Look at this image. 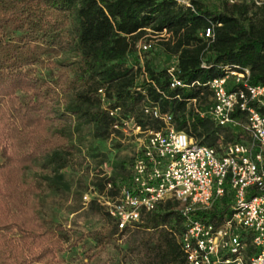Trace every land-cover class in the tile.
I'll return each mask as SVG.
<instances>
[{"label":"trees","instance_id":"16d2710c","mask_svg":"<svg viewBox=\"0 0 264 264\" xmlns=\"http://www.w3.org/2000/svg\"><path fill=\"white\" fill-rule=\"evenodd\" d=\"M190 3L0 0V264H56L57 253L79 241L66 245L69 238L62 227L42 217V183L27 170L43 157L50 173L41 179L62 189L60 171L75 149V132L87 125L93 139L110 138L109 109L120 107L143 126L159 128L161 123L142 111L143 103L155 104L198 144L233 140L230 128L216 126L199 112L210 102L207 81L228 70L247 67L250 83L264 84V27L255 20L258 13L264 15V4L253 10L246 1ZM207 27L212 36L204 38ZM147 28L170 33L166 45L176 56L175 75L186 87H170L167 67L144 64L134 70L125 65ZM43 55L55 57L48 61L49 75L34 67ZM139 74L144 75L140 80ZM117 165L121 170H114V178L124 176L125 161ZM96 186L101 190L103 184L99 180ZM178 203L166 199L123 230L112 222L114 231L139 234L145 264H186L175 236L183 228ZM229 205L223 197L197 214L221 219ZM95 209L107 215L100 205ZM112 235L92 234L98 251Z\"/></svg>","mask_w":264,"mask_h":264},{"label":"built area","instance_id":"2783aa9c","mask_svg":"<svg viewBox=\"0 0 264 264\" xmlns=\"http://www.w3.org/2000/svg\"><path fill=\"white\" fill-rule=\"evenodd\" d=\"M174 1L191 6L190 0ZM202 34L211 37L210 27ZM167 71L170 87L187 86L175 75L176 62ZM249 75L247 67L233 68L207 81L210 102L200 115L219 127L237 126L242 133L213 146L198 144L177 130L170 113L155 104L143 103L142 111L158 120L159 128L143 126L120 107L109 109L113 118L109 139L132 144L124 176L114 178L112 166L104 165L97 174L102 189L91 185L83 200L103 207L118 230L140 222L144 213L166 199L176 200L183 228L175 236L186 264H264V84L250 83ZM223 197L230 205L221 219L197 214Z\"/></svg>","mask_w":264,"mask_h":264},{"label":"rangeland","instance_id":"374dc122","mask_svg":"<svg viewBox=\"0 0 264 264\" xmlns=\"http://www.w3.org/2000/svg\"><path fill=\"white\" fill-rule=\"evenodd\" d=\"M206 1L210 2V0ZM246 2L253 3V10L264 4V0L260 3H254L251 0ZM214 4L216 3H210L211 6ZM255 20L264 27V15L258 13ZM169 36L168 31L156 32L151 28L145 29L137 39L132 52L124 59L125 65L136 70L139 66L143 67L144 64H148L159 70L175 63L176 56L169 52L168 45H166L170 40ZM143 44H149V47L143 49ZM53 58L55 57L52 55H43L34 67L43 75H49L48 61ZM142 76L144 75L139 74L137 79L140 80ZM230 131L233 140L241 137L239 127H232ZM91 132V127L84 125L74 134L75 149L69 156L66 166L60 171L62 173L60 186L63 191H51L47 182L41 179L42 176L50 173L49 168H44L43 157L35 159L32 167L27 170V175H36L40 179L42 194L48 198L47 203H52V207L53 203L57 204L54 206L56 209L46 204L42 205V217L49 225L62 227L63 232L69 238L65 242L66 245L72 239L79 240L76 245L57 253L56 264H145L141 256L142 249L138 244L139 234L134 230L123 234L114 231L111 219L107 215H101V212L95 209L96 204L92 203L94 201H85L82 198L83 194L88 193L90 186L99 181L97 174L101 172V167L106 165L107 167L112 166L113 171L121 170L117 163L122 160L128 161L132 144H121L109 138L97 141L92 138ZM0 161H3L1 155ZM107 231H113V235L98 251L95 247L97 242L92 234L98 235ZM88 255L92 256L88 257Z\"/></svg>","mask_w":264,"mask_h":264},{"label":"crops","instance_id":"0c3cea01","mask_svg":"<svg viewBox=\"0 0 264 264\" xmlns=\"http://www.w3.org/2000/svg\"><path fill=\"white\" fill-rule=\"evenodd\" d=\"M2 161H0V163H1ZM51 191H53V192H60V191H63V189H53V188H51L50 189ZM42 195H44V194H42ZM47 201H48V198L46 197V196H43V205L44 204H46L47 206H50V207H52V203H47ZM54 205H53V207H52V209H56L54 206L55 205H57V204H55V203H53Z\"/></svg>","mask_w":264,"mask_h":264}]
</instances>
